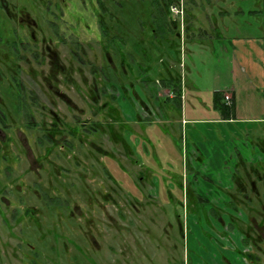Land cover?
Wrapping results in <instances>:
<instances>
[{
	"label": "rangeland",
	"instance_id": "obj_1",
	"mask_svg": "<svg viewBox=\"0 0 264 264\" xmlns=\"http://www.w3.org/2000/svg\"><path fill=\"white\" fill-rule=\"evenodd\" d=\"M148 1L139 5L148 8ZM64 2L57 20L62 44L46 24L54 16L39 1L14 0L26 10L14 19L38 23L35 44L25 21L22 27L0 8L2 38L12 37L2 29H16L39 53L51 37L59 43L53 67L68 70L55 80L48 76L52 60L27 51L21 59L7 56L0 43V110L8 123L0 124V264H264V35L261 18L250 13L261 0H183L186 27L171 36L175 46H166L181 61L183 109L155 83L167 58L143 54L157 26L138 2L125 15L140 19L144 43L134 46L138 55L126 57L125 68L98 41L96 0ZM170 16L179 22L181 13ZM130 27L134 41L139 28ZM11 61L21 68L24 112L7 77ZM111 67L115 80L133 82L148 108L132 87L124 86L122 97L118 85L107 86ZM238 70L252 87H244ZM136 85H145V95ZM215 86L237 88V116L228 120L215 108ZM117 111L126 116L122 129L110 121ZM107 122L127 152L103 133Z\"/></svg>",
	"mask_w": 264,
	"mask_h": 264
},
{
	"label": "flooded vegetation",
	"instance_id": "obj_2",
	"mask_svg": "<svg viewBox=\"0 0 264 264\" xmlns=\"http://www.w3.org/2000/svg\"><path fill=\"white\" fill-rule=\"evenodd\" d=\"M7 3H5L4 1L0 0V8L1 9H4L5 11H7V13L9 12L10 16L12 17V20H15L18 24H21L22 27H24L23 23L21 21H25L27 27H29V29L27 30L29 34H31V39L33 41V43L35 44L36 43V39H35V35H34V31H33V27L34 26H38V23L35 22L34 20H23V19H14L15 18V15H19L20 14H24V10L21 5L18 6L16 4H14V0H6ZM9 1L11 3H9ZM28 2H30V4L33 5V2H37L39 1L41 5H44L43 7V13H46V14H49V16H54L55 20H52V18L48 19V21L46 22V24L48 26H50V28L52 29L51 32L54 33L55 35V40L58 41L60 39V43H64L61 39V36H59V33H58V28H57V24H58V19H63L61 18L62 14H63V9L62 7L64 8L67 7L65 5L66 2H64V0H59L60 2L57 3L56 0H27ZM128 1L129 0H109V3L106 2V0H96L97 2V6H98V11H97V14H96V22H97V36H98V41L100 42V45H101V48L102 50L105 52L107 50H114L115 52L118 53V59L120 61L121 64L124 65V68H125V59L126 57H133L135 55H138L136 53V51H134V46H137L139 45L141 47L140 44H143L144 43V27L142 28L141 27V21L140 19L138 18H134V19H129L127 18V16L125 14H127V7H130L131 3L128 4ZM136 2H139V0H135ZM131 2V0H130ZM178 3L177 4H174V5H180L181 7V16H180V21L177 22L175 21L174 18H172V16H170V14L172 13L170 11V6L173 5V4H169L168 6V9H165V6L163 7L164 8V11L165 12V19L164 20H159V19H155V21H153L152 19L151 22L153 23L154 22V25L156 23L155 26L157 31L154 30V28L149 32L151 35V39H148L151 43V45H149V47L152 48V52L150 51V48L147 47V46H144V50L145 52L143 51V54L146 56V57H150V53L151 55L155 54L157 56H159L160 58L164 59L163 57H166V62L168 64V67H165L164 68V72H163V75L162 73L159 71L158 73H161V76L157 77L155 79V83L157 85H160L162 87L165 88V90L167 91V94L165 96V100H172L171 102L173 104H175L174 102L176 101L174 99L175 97V94H174V90L172 88H175V83L177 82V80H179V87H180V106H181V102L183 100V96H182V91H183V88H182V82H181V75L179 73V68L181 67V61L180 59L178 60H175L174 58V55L172 54L171 55V50H167L166 49V46L169 47H173L175 46V43L174 41L172 40L173 38L171 37L173 34H177L179 37H180V33L178 34L176 31H177V28L179 27V31L182 29H185L186 25V20L184 19V6H183V0H180L177 1ZM150 3V0L148 1V3L146 4H149ZM9 4V5H7ZM7 5V7H6ZM11 6V7H10ZM137 6V5H136ZM148 8H149V5H147ZM12 9V14L10 13V11L8 9ZM52 8H54L55 10H53ZM147 7H145V10L146 11H149ZM186 8V7H185ZM187 9V8H186ZM185 9V10H186ZM60 10V11H59ZM141 11H144V8H140ZM26 11V10H25ZM203 11V9L201 10ZM59 12V13H57ZM171 12V13H170ZM252 14H254L253 12H250ZM173 14V13H172ZM25 15V14H24ZM255 15V14H254ZM28 17V15H26ZM255 16H259V15H255ZM64 17V16H63ZM125 17V19H123ZM260 17V16H259ZM261 18V17H260ZM61 22V21H60ZM59 22V23H60ZM149 22V21H148ZM208 22V21H207ZM206 23V22H204ZM134 24V25H133ZM130 26H135L137 27L138 26V31H136V34L138 33L139 36H137L138 38L135 39L134 41H131L129 37H131V27ZM1 27V25H0ZM215 27V26H214ZM2 28V27H1ZM116 28H120L122 31H118L116 32ZM87 29H90V27H88ZM3 31V35H5L7 33V35H12V37H6L4 36L3 38L0 36V43H2V46L4 48V53L8 56L9 54L11 55H14L16 58H19L21 59L22 56H23V52L27 51V52H31V55L32 56H35L38 55L41 59H45L47 61H50L51 63V60H52V64L51 66L49 65V68H50V71H49V75L48 76H53L55 77V80L56 78L58 77V75L62 74L64 76L65 72L63 69H65V67L63 68L62 67V64L59 63L58 65L60 66V68H55L53 67V59H54V55L55 53H57V56H59V53L57 52L56 49H58V44H52V42H54L52 40L51 37L47 38L46 41H43V44L42 43V47L41 45H39V48L41 49V51L38 53L37 51H31L32 49H28L29 47H27V41L24 40V37H20V35L18 33H16V29H2ZM74 36H78L79 34H76V33H72ZM184 35H185V32H184ZM128 38V39H127ZM155 39L157 40V43H155ZM76 44H78V41H75ZM128 43H130V48H131V51L129 50L128 51ZM46 49H45V48ZM21 49V51H20ZM71 53L73 55V59L74 60H77V61H80V59L76 56V54L78 53L76 50H71ZM139 53L142 55V50L140 49ZM177 57V56H175ZM138 58V56H137ZM171 60V61H170ZM174 66V67H173ZM175 66H178V67H175ZM7 70H8V73H7V77L8 79L10 80L11 79V86L13 85L14 88H18L17 89V92H20V94L16 93L15 95L18 97V104H17V107H21V110L24 112V110L26 109V105L24 103V95H23V83L20 82L19 80H21L20 78V74L19 72H21V68L13 61L9 62V64L7 65ZM65 71H68L67 69H65ZM70 71V70H69ZM73 71V70H71ZM104 71V70H103ZM124 72L125 70L123 71V75H124ZM19 76V77H16ZM115 76L114 75V70L113 68H108V71H106V75L104 74V79H106L105 83L107 84V86H113V88H116L117 85H118V88H119V91L120 93L122 94V97H123V93H122V90L125 89L124 86H130L132 87L133 89V82H126L124 81L123 79H120V80H115ZM125 76V75H124ZM17 78L19 80H17ZM125 78V77H124ZM142 80H140L141 82ZM161 82V83H160ZM15 83V84H14ZM163 83H167V84H163ZM137 87V90H142L143 92L141 94H143L146 90V88L144 89L145 85L142 87V86H138L136 85ZM13 88V89H14ZM96 91H99V89H95L94 86H93V90L89 91V95H88V98L94 103V101H96V97H97V94H96ZM170 92L172 93V96H169ZM135 94V95H134ZM222 94V97H223V101L225 104H233V101H232V98L229 94L227 93H221ZM145 95V94H143ZM164 95V94H162ZM162 95L160 98H162ZM135 96V97H134ZM225 96H227V98H225ZM133 97L134 98H137L135 99V101H137L138 103H142L141 106L143 107H147L144 103V99L139 95L137 94V92H135V89H133ZM147 99H149V97L147 96L146 97ZM175 100V101H174ZM149 101V100H148ZM155 102H162L161 99H158V100H155ZM117 103V100L116 102ZM234 108V107H233ZM234 112V111H233ZM25 115V114H23ZM26 116V115H25ZM29 118H31L32 116L28 115ZM233 116V114L231 115ZM24 117V116H23ZM27 117V116H26ZM231 118V117H230ZM230 118H227L228 120ZM7 117L6 115L3 113L2 110H0V124L2 126H6L8 125L7 123ZM32 119V118H31ZM112 119V120H111ZM121 119L125 122V119H126V116L124 115H121L119 116L118 114V111H117V115L114 117H110V121L112 123H118L119 124V128L122 129V121ZM28 123L29 124H32L31 120L30 119H27ZM56 121L57 119L53 120L52 117H50V120L49 122L52 123V125L56 124ZM108 125H104L106 128L104 129L103 126V133L106 134V136L110 139L111 142L113 143H120L122 145V147L125 149V152H127V145L128 143H126L125 141H123L122 139V134L119 133V132H116L117 130H114V126H111V123L110 122H107ZM98 130V129H96ZM93 131H95V129H93ZM123 133H127V131L123 128ZM46 134L44 135V137L46 138ZM262 150H264V144L261 145L260 147ZM134 148L132 149V152H133ZM262 163L264 161H261ZM261 162L259 161V164H261ZM258 164V163H257ZM238 166H243L245 167L244 165V162L243 160H240L239 161V164H237ZM263 165V164H262ZM108 169V168H107ZM109 171V170H108ZM234 173V172H233ZM109 175L111 176V172L109 171ZM113 177V175H112ZM232 178H233V181H234V184L236 185L237 188L239 184H237L239 182V175H235V173L232 175ZM186 182V185H188V180L185 181ZM237 182V183H236ZM233 187V186H232ZM254 187V186H252ZM231 188V187H230ZM225 189H228V188H225ZM241 191V190H239ZM221 192V191H220ZM222 194V192H221ZM198 195H200L198 193ZM223 195V194H222ZM230 198V196H229ZM202 199V198H201ZM199 200V198L197 197V201ZM205 201H208L211 205H212V208L214 207V203H212L208 198L205 199ZM210 212H212L214 216H217V214H215V212L213 211V209H210L209 210ZM190 223V222H189ZM189 226L191 227V225L189 224L188 225V228ZM189 230V229H188ZM188 230H186L188 232ZM252 259V258H251Z\"/></svg>",
	"mask_w": 264,
	"mask_h": 264
},
{
	"label": "trees",
	"instance_id": "obj_3",
	"mask_svg": "<svg viewBox=\"0 0 264 264\" xmlns=\"http://www.w3.org/2000/svg\"><path fill=\"white\" fill-rule=\"evenodd\" d=\"M175 1H179V0H150V3L148 4L149 5V11H146L145 10V7H141V5H139V2H138V7L139 8H144V11L147 13L150 14V19H152L153 21H155V19H159V20H164L165 19V12L167 11H164V6H165V9H168V6L170 3H173ZM130 7L135 6L136 2L134 0V2H130V0L128 1V4H130ZM261 8L260 9H253V10H250V12H253L255 15H259L261 17V21H262V26H263V34L264 35V0H261ZM138 7L136 6L135 8L138 9ZM129 7H127V12L129 11L128 9ZM179 83V80H177V82L175 83V88H172L174 90V94H175V97L174 100L175 102V106L176 107H180V87L178 85ZM163 84H167V83H163ZM263 93H264V90H263ZM220 97H222V94L219 92V91H214V95H213V100H214V106L215 108L219 109L220 113L226 117V118H230V116L233 114V104H230V105H227L225 104L224 102H221L220 100ZM223 98V97H222Z\"/></svg>",
	"mask_w": 264,
	"mask_h": 264
},
{
	"label": "crops",
	"instance_id": "obj_4",
	"mask_svg": "<svg viewBox=\"0 0 264 264\" xmlns=\"http://www.w3.org/2000/svg\"><path fill=\"white\" fill-rule=\"evenodd\" d=\"M242 72H244V70H238V71H236L235 72V75L237 76V78H239L242 82H244V84L243 85H245L244 87L245 88H250V87H252V85L251 84H249L248 82L247 83H245V80H244V78H245V76H244V73H242ZM237 89V88H236ZM235 89V87H230L229 89H227V90H221V89H219V88H217V86H215V88L213 89L214 91H219V92H223V93H227V94H229L230 96H231V98H232V101H233V116L235 117V116H237V114L240 112V110H239V106H237V104H236V102H237V93H236V90ZM256 91H257V89H256ZM236 93V94H235ZM169 96H172V93L170 92V94H169ZM172 101V100H171ZM183 100H182V102H181V106H180V108H182L183 109ZM172 107H173V103H172V105H171ZM256 109H258V110H260L261 109V107H255L254 108V110H256ZM221 114V113H220ZM186 119H182V122H184ZM190 120H192V121H196V122H199V121H202L201 119H199V118H197V117H194V118H191ZM196 151V150H195ZM147 152V151H146ZM192 156H194L195 158H198V155L196 154V153H191V157ZM187 166V165H186Z\"/></svg>",
	"mask_w": 264,
	"mask_h": 264
},
{
	"label": "built area",
	"instance_id": "obj_5",
	"mask_svg": "<svg viewBox=\"0 0 264 264\" xmlns=\"http://www.w3.org/2000/svg\"><path fill=\"white\" fill-rule=\"evenodd\" d=\"M170 11L172 12V13H175V14H177V13H180L181 12V7H180V5L178 6V5H171L170 6ZM225 98H227V96H225Z\"/></svg>",
	"mask_w": 264,
	"mask_h": 264
}]
</instances>
